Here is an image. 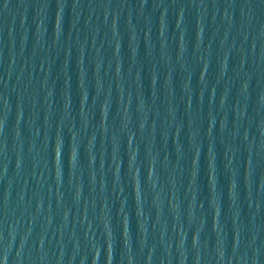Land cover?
<instances>
[{
  "label": "water",
  "instance_id": "obj_1",
  "mask_svg": "<svg viewBox=\"0 0 264 264\" xmlns=\"http://www.w3.org/2000/svg\"><path fill=\"white\" fill-rule=\"evenodd\" d=\"M0 264H264V0H0Z\"/></svg>",
  "mask_w": 264,
  "mask_h": 264
}]
</instances>
